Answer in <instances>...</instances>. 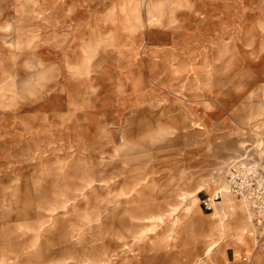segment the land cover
<instances>
[{"label": "rangeland", "instance_id": "obj_1", "mask_svg": "<svg viewBox=\"0 0 264 264\" xmlns=\"http://www.w3.org/2000/svg\"><path fill=\"white\" fill-rule=\"evenodd\" d=\"M245 159L264 0H0V264H264Z\"/></svg>", "mask_w": 264, "mask_h": 264}, {"label": "built area", "instance_id": "obj_2", "mask_svg": "<svg viewBox=\"0 0 264 264\" xmlns=\"http://www.w3.org/2000/svg\"><path fill=\"white\" fill-rule=\"evenodd\" d=\"M226 187L231 195L248 206L250 217L244 235L254 241L253 251L264 250V163L250 159L232 162L226 169ZM220 194L202 196V209L213 212L222 200ZM249 259V256L243 257L245 262Z\"/></svg>", "mask_w": 264, "mask_h": 264}, {"label": "crops", "instance_id": "obj_3", "mask_svg": "<svg viewBox=\"0 0 264 264\" xmlns=\"http://www.w3.org/2000/svg\"><path fill=\"white\" fill-rule=\"evenodd\" d=\"M138 192H139V191H138ZM50 210H51V209H50ZM204 229H205V228H204ZM204 229H200L198 232L203 231ZM220 231H221V230H220ZM225 233H226V230H225V231H221V237H220L219 240H224V238H225ZM217 243H219V241H218V242H215L214 245H216ZM252 249H253V247H252ZM226 255H227V258H228L229 262H236V261H238L234 249H233V250H232V249H228ZM245 256H248V255H244V257H245ZM243 261H244V260H243ZM244 262H245V261H244Z\"/></svg>", "mask_w": 264, "mask_h": 264}, {"label": "bare ground", "instance_id": "obj_4", "mask_svg": "<svg viewBox=\"0 0 264 264\" xmlns=\"http://www.w3.org/2000/svg\"><path fill=\"white\" fill-rule=\"evenodd\" d=\"M202 191H204V189L199 190V191H198V194L201 193ZM219 192H222V194H224V195H231V194L228 192L227 187H225V186H224V188L221 189V191H219ZM219 192H218V193H219ZM231 196H233V195H231ZM233 197H234V196H233ZM198 202H199V206H200V199H199ZM245 206H246V208H247V205H245ZM214 209H215V208H214ZM247 209H248V208H247ZM248 211H249V210H248Z\"/></svg>", "mask_w": 264, "mask_h": 264}]
</instances>
